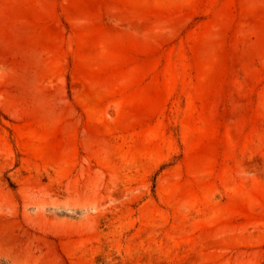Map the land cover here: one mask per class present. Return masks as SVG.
I'll return each mask as SVG.
<instances>
[{"label":"rangeland","instance_id":"374dc122","mask_svg":"<svg viewBox=\"0 0 264 264\" xmlns=\"http://www.w3.org/2000/svg\"><path fill=\"white\" fill-rule=\"evenodd\" d=\"M0 264H264V0H0Z\"/></svg>","mask_w":264,"mask_h":264}]
</instances>
